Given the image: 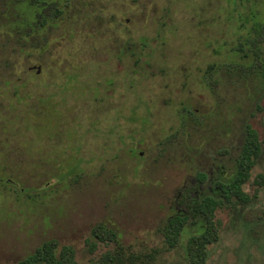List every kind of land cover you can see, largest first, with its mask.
Returning a JSON list of instances; mask_svg holds the SVG:
<instances>
[{"label":"rangeland","instance_id":"374dc122","mask_svg":"<svg viewBox=\"0 0 264 264\" xmlns=\"http://www.w3.org/2000/svg\"><path fill=\"white\" fill-rule=\"evenodd\" d=\"M250 3L264 21V0L37 5L27 47L0 46V264L49 240L104 264L113 245L87 244L99 223L146 264H190L192 205L221 200L217 174L232 175L247 125L260 143L249 202L216 209L204 264H264V48L256 61L234 50ZM179 215L189 224L170 249Z\"/></svg>","mask_w":264,"mask_h":264},{"label":"trees","instance_id":"16d2710c","mask_svg":"<svg viewBox=\"0 0 264 264\" xmlns=\"http://www.w3.org/2000/svg\"><path fill=\"white\" fill-rule=\"evenodd\" d=\"M44 0H6V11L0 14V46L5 49L7 45H22L27 47L31 32L26 31L31 28L32 13L38 9ZM242 1V0H239ZM255 3V2H254ZM247 6L244 17L241 19L240 32L235 52L242 54V59L260 60L261 56L257 49L264 48V41L259 37L264 36V21L258 12H255V4ZM234 4V3H233ZM15 9L17 12H13ZM61 9L56 8L54 15L61 13ZM57 17V16H56ZM47 24L46 18H41L37 26ZM34 26L31 28L34 30ZM239 28V27H238ZM20 52L25 49L18 48ZM28 49V48H26ZM2 49H0V52ZM260 155V143L257 133L249 125L245 127L244 139L239 153V157L234 164L232 175L227 178L224 184H218L221 193V200L211 197H204L195 202L191 208V218L196 225V234L191 236L187 242L185 253L190 264H204L206 260V247L218 238L217 228L214 222V213L224 203L232 200L246 204L249 197L242 190V186L250 177V171L255 165ZM189 216H175L169 218L165 225L164 238L168 248H174L179 241L182 230L189 224ZM91 236L96 239L94 242L88 241L90 252L96 247V242L104 245H113V251L107 252L101 258L104 264H146L152 260V256H141L139 254L125 250L118 241V234L99 223L91 230ZM18 264H77L74 250L70 246L59 247L55 240L43 242L30 255L18 262Z\"/></svg>","mask_w":264,"mask_h":264},{"label":"flooded vegetation","instance_id":"af4514ba","mask_svg":"<svg viewBox=\"0 0 264 264\" xmlns=\"http://www.w3.org/2000/svg\"><path fill=\"white\" fill-rule=\"evenodd\" d=\"M235 164V163H234ZM233 171H234V169H233ZM233 171H232V173H233ZM226 174H228V172H225V171H220L218 174H217V176H218V178H217V180H216V182H215V187H216V190L218 191V193H219V195H220V198H221V193H220V190H219V188H218V184H224L225 182H226V180H227V175ZM205 175L204 174H199L198 175V179H199V181L200 182H202V180H204L205 179ZM205 197H211V196H205ZM204 198V197H203ZM203 198H201V199H203ZM211 198H214V197H211ZM200 199V200H201ZM215 199V198H214ZM199 200V201H200ZM179 216H183V215H179Z\"/></svg>","mask_w":264,"mask_h":264}]
</instances>
